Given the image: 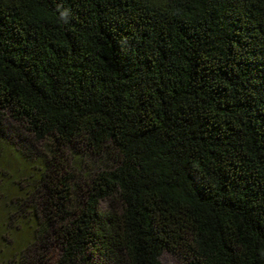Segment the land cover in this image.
<instances>
[{
	"label": "trees",
	"instance_id": "16d2710c",
	"mask_svg": "<svg viewBox=\"0 0 264 264\" xmlns=\"http://www.w3.org/2000/svg\"><path fill=\"white\" fill-rule=\"evenodd\" d=\"M0 244L264 264V0H0Z\"/></svg>",
	"mask_w": 264,
	"mask_h": 264
},
{
	"label": "rangeland",
	"instance_id": "374dc122",
	"mask_svg": "<svg viewBox=\"0 0 264 264\" xmlns=\"http://www.w3.org/2000/svg\"><path fill=\"white\" fill-rule=\"evenodd\" d=\"M8 125L13 126L15 124L14 123H9ZM40 146H41V148H43L45 146H52V143L50 141H47V142L44 143V146L42 144H40ZM78 184L79 183L77 182V185ZM79 192L80 191L76 190V193L74 194L75 198L79 195ZM104 205L108 207V203L105 202ZM13 228H15V226H13ZM13 232L14 231H12V233H11L12 235L14 234ZM5 251L6 250H5L4 246H2L0 244V254L5 252ZM11 258H12L11 256H8L7 260L8 259L10 260ZM160 262H161V264H185V260H184V258L182 257V255L180 253H172V252H163L160 255Z\"/></svg>",
	"mask_w": 264,
	"mask_h": 264
}]
</instances>
